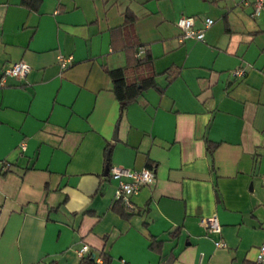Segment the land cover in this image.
<instances>
[{"label":"crops","instance_id":"1","mask_svg":"<svg viewBox=\"0 0 264 264\" xmlns=\"http://www.w3.org/2000/svg\"><path fill=\"white\" fill-rule=\"evenodd\" d=\"M253 11L254 0H0V264H100L102 253L264 264V10ZM182 15L214 22L204 39L184 37ZM136 48L156 83L122 109L109 70ZM17 60L30 70L4 79ZM108 165L152 167L156 180L126 208ZM214 213L220 232L204 221Z\"/></svg>","mask_w":264,"mask_h":264},{"label":"built area","instance_id":"2","mask_svg":"<svg viewBox=\"0 0 264 264\" xmlns=\"http://www.w3.org/2000/svg\"><path fill=\"white\" fill-rule=\"evenodd\" d=\"M247 1V0H246ZM264 10V0H254V15H259ZM195 15H182L178 18L177 24L182 29L184 37L204 39L206 28L209 27L214 19L207 17L202 27L195 26ZM144 52L143 49L138 51V55ZM61 65L63 67L70 64L72 58L65 54H60ZM30 70V65L25 60H17L10 62L3 69L4 79L7 76H24ZM244 68H236L234 73L237 75L244 74ZM109 174L117 179V187L115 191V200H120L129 208L134 207L132 196L136 194L143 185L151 184L156 180V172L152 167H143L140 169L123 165H110ZM208 228L214 232L222 230V223L217 213L204 218ZM217 246L225 245L223 239L217 240ZM90 249L88 243H84L78 250L80 255H85ZM257 259L264 262V242L258 247Z\"/></svg>","mask_w":264,"mask_h":264},{"label":"trees","instance_id":"3","mask_svg":"<svg viewBox=\"0 0 264 264\" xmlns=\"http://www.w3.org/2000/svg\"><path fill=\"white\" fill-rule=\"evenodd\" d=\"M135 15L128 11L126 13V20L124 25L131 24ZM137 49V48H136ZM139 48L136 50L138 53ZM153 59L150 53H144L143 55H135L133 61L129 66L117 67L109 70L114 84V91L121 101L122 109H124L128 103L134 100L145 87L153 85L156 83L155 74L152 72ZM131 68L138 72L137 76L134 78H129L128 69ZM216 145L210 143V149L214 150ZM115 204H123L120 200H115ZM125 205V204H123ZM126 207V205H125ZM128 207V206H127ZM126 207V208H127ZM103 261L100 264H109V256L102 253ZM81 264H98L96 259L92 258L91 254L85 256Z\"/></svg>","mask_w":264,"mask_h":264},{"label":"water","instance_id":"4","mask_svg":"<svg viewBox=\"0 0 264 264\" xmlns=\"http://www.w3.org/2000/svg\"><path fill=\"white\" fill-rule=\"evenodd\" d=\"M118 127H119V125H117V128H116V130H115V138H117V133H118ZM109 170V165L107 166V171Z\"/></svg>","mask_w":264,"mask_h":264}]
</instances>
